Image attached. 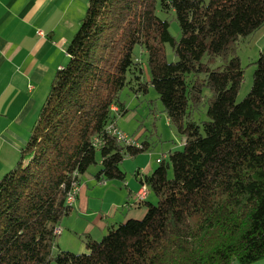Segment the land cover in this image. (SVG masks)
Returning <instances> with one entry per match:
<instances>
[{
  "label": "trees",
  "instance_id": "16d2710c",
  "mask_svg": "<svg viewBox=\"0 0 264 264\" xmlns=\"http://www.w3.org/2000/svg\"><path fill=\"white\" fill-rule=\"evenodd\" d=\"M160 14L175 15L179 40ZM262 28L264 0H90L68 64L56 72L16 166L0 180V264L263 260L264 49L250 93L237 101L244 80L239 39ZM168 44L175 62L167 59ZM134 81L145 93L156 90L185 138L183 149L144 178L157 203L145 204L142 220L110 229L101 242L89 240L87 254L53 257L57 230L73 211L67 198L74 185L92 166L99 184L124 183L125 158L148 150L146 143L120 145L107 133L127 114L120 94ZM205 88L208 120L197 123L191 110L203 105Z\"/></svg>",
  "mask_w": 264,
  "mask_h": 264
},
{
  "label": "crops",
  "instance_id": "0c3cea01",
  "mask_svg": "<svg viewBox=\"0 0 264 264\" xmlns=\"http://www.w3.org/2000/svg\"><path fill=\"white\" fill-rule=\"evenodd\" d=\"M88 3L89 0H0V179L18 162L54 76L69 60L68 48ZM146 144L147 152L151 151L150 144ZM133 158L137 162L135 176L128 182L126 175L125 184L113 181L111 186H102L92 175L84 177L69 216V220L74 219L73 223L68 221L69 232L74 230L98 242L110 229L144 218L145 204L152 202L153 196L137 205L135 194L157 166L150 170L146 157ZM254 264H264V259Z\"/></svg>",
  "mask_w": 264,
  "mask_h": 264
},
{
  "label": "rangeland",
  "instance_id": "374dc122",
  "mask_svg": "<svg viewBox=\"0 0 264 264\" xmlns=\"http://www.w3.org/2000/svg\"><path fill=\"white\" fill-rule=\"evenodd\" d=\"M87 8L88 6L86 7V11ZM160 17L164 20H168L171 23L170 32L176 40H179L181 38V29L178 22L175 19V15L160 14ZM263 49H264V28H262L261 30L255 32L254 34L248 37L239 39L237 55L241 60L242 68L244 70V80L237 96L238 102H241L251 91L253 85V74L256 69L254 63L258 60L260 53ZM166 53L169 62L176 61V57L174 55L173 49L169 44L166 46ZM145 59L146 56L144 57V60ZM68 62L69 60L66 61L65 66L68 64ZM219 64L220 63L217 62L215 65H213V67L215 68ZM204 78H205L204 75L200 76V79H204ZM130 80H131V76H130ZM140 89H141L140 84H138L137 81H134L133 83H131V85L126 86L122 90L120 94V100L125 105L128 112L125 116L118 117L117 124L118 127L126 135L137 139L139 144L142 145L143 143L150 144L151 151L148 152L146 151L145 152L146 154L143 153L140 156L146 157L148 159V163H150L149 165L150 170H152L154 167L159 166V163L163 161V158L165 156H167V159H169L168 157L171 152L181 151L184 146L185 138L178 129V127L169 122L167 118V114L164 112V107L161 101L159 100V95L157 94L156 90L150 87L148 91L145 93L143 90ZM210 96H211V92L207 88H205L204 103L203 105H201L199 109L191 110V115H190L191 121H195L198 123L208 120L207 99ZM132 158L133 157H126L124 162L121 164V169L127 175L128 182H130V180H132V178L135 176L134 168L137 162L135 161L134 158L133 159ZM15 166L16 165H14V167ZM97 171H98V166H92L84 177L88 178V175L93 176ZM170 176H172V169H170ZM84 177L81 183L85 181ZM127 181H125L123 184H125ZM113 183L114 182H109L108 185L111 186L113 185ZM100 185L105 186L107 184L105 183ZM151 195L153 196L152 203L156 204L157 203L156 195L150 191L148 197H150ZM136 204L137 205L141 204V202L140 203L136 202ZM69 219H70L69 217L65 218L61 223V228H58L57 230L60 231V235L58 236L55 242L53 257H56L62 251L71 252L74 254H87L89 252L87 248V244L90 239L82 233L75 234L74 230L73 232H69L66 229L68 226L67 225L68 221H72V223L74 222V219L73 220H69ZM103 238L104 237H100L98 242H101ZM50 264H56V262L53 260Z\"/></svg>",
  "mask_w": 264,
  "mask_h": 264
},
{
  "label": "built area",
  "instance_id": "2783aa9c",
  "mask_svg": "<svg viewBox=\"0 0 264 264\" xmlns=\"http://www.w3.org/2000/svg\"><path fill=\"white\" fill-rule=\"evenodd\" d=\"M39 35L42 36L43 32H39ZM113 110L116 111V108H113ZM107 133L111 136H113L116 140L117 143L120 145H124L127 147H135L138 149H142L143 145L138 143V140L135 139L134 137H130L128 135H126L119 127L117 122L111 124L108 129H107ZM95 147L96 148H101L104 145V142L102 139H96L95 140ZM101 184H105V183H101ZM78 190H79V185L75 184L74 185V190L69 194L68 198H67V204L71 207L74 206V203L76 201V198L78 196ZM150 193V189L146 184H142L140 190L135 194V201L137 203H144L145 200H147L148 196ZM57 233H59L58 235H60V231H57Z\"/></svg>",
  "mask_w": 264,
  "mask_h": 264
}]
</instances>
